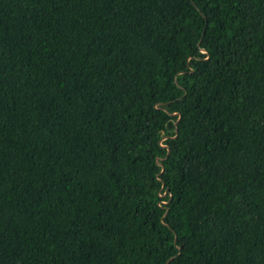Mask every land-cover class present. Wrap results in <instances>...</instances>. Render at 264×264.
Here are the masks:
<instances>
[{
	"label": "trees",
	"instance_id": "16d2710c",
	"mask_svg": "<svg viewBox=\"0 0 264 264\" xmlns=\"http://www.w3.org/2000/svg\"><path fill=\"white\" fill-rule=\"evenodd\" d=\"M0 264H264V0H0Z\"/></svg>",
	"mask_w": 264,
	"mask_h": 264
},
{
	"label": "water",
	"instance_id": "95a60500",
	"mask_svg": "<svg viewBox=\"0 0 264 264\" xmlns=\"http://www.w3.org/2000/svg\"><path fill=\"white\" fill-rule=\"evenodd\" d=\"M199 44H200V42H199ZM202 52L206 53L207 51H206L205 49L202 48ZM164 146H166V145H164ZM166 147L168 148V152H169V147H168V146H166ZM157 164H159L160 166H162L161 158H160V157H157ZM163 186H164V185H163ZM167 193H169V196H170V198H171V193L169 192V187H166V188H165V192H164L163 195H166Z\"/></svg>",
	"mask_w": 264,
	"mask_h": 264
}]
</instances>
